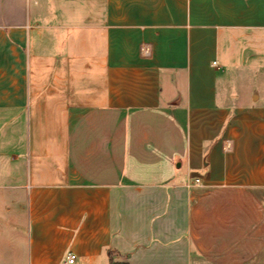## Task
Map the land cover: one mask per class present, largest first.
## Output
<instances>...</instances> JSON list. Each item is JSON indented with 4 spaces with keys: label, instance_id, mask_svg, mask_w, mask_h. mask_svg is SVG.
<instances>
[{
    "label": "crops",
    "instance_id": "0c3cea01",
    "mask_svg": "<svg viewBox=\"0 0 264 264\" xmlns=\"http://www.w3.org/2000/svg\"><path fill=\"white\" fill-rule=\"evenodd\" d=\"M25 41L0 264H264V0H0Z\"/></svg>",
    "mask_w": 264,
    "mask_h": 264
},
{
    "label": "rangeland",
    "instance_id": "374dc122",
    "mask_svg": "<svg viewBox=\"0 0 264 264\" xmlns=\"http://www.w3.org/2000/svg\"><path fill=\"white\" fill-rule=\"evenodd\" d=\"M19 51L20 54L22 52V54L27 55V42L25 47L23 46L20 50H9V67H7L6 62L2 63L0 60V100L2 97V86L10 85V90H12L13 86L33 83L35 80L30 66H28V61L20 57V61L18 62L16 57L12 55ZM36 80L39 81V79ZM40 81L42 84H46L48 83V78L43 77ZM10 96L12 97V94ZM7 111L4 110V115H2L0 109V201L6 194V188L17 184L15 182L18 173L16 163L17 155L22 153L24 148H28V140L24 139L25 134L28 133V125H23L21 121L18 123L19 114L16 109L11 108ZM28 111L29 109L26 110L27 113ZM1 118H9V123L2 124ZM11 207V205L5 204L4 201L0 202L1 225L5 224V210Z\"/></svg>",
    "mask_w": 264,
    "mask_h": 264
},
{
    "label": "built area",
    "instance_id": "2783aa9c",
    "mask_svg": "<svg viewBox=\"0 0 264 264\" xmlns=\"http://www.w3.org/2000/svg\"><path fill=\"white\" fill-rule=\"evenodd\" d=\"M188 187L194 186V187H200L201 186V181L198 178H195L192 180L191 184H187ZM75 260V256L72 253H68L66 255V263L67 264H73Z\"/></svg>",
    "mask_w": 264,
    "mask_h": 264
}]
</instances>
